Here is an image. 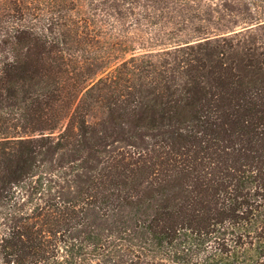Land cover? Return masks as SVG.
<instances>
[{
  "label": "trees",
  "instance_id": "1",
  "mask_svg": "<svg viewBox=\"0 0 264 264\" xmlns=\"http://www.w3.org/2000/svg\"><path fill=\"white\" fill-rule=\"evenodd\" d=\"M0 264H264V0H0Z\"/></svg>",
  "mask_w": 264,
  "mask_h": 264
}]
</instances>
